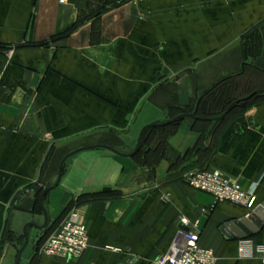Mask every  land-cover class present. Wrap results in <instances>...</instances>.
<instances>
[{"label": "crops", "instance_id": "1", "mask_svg": "<svg viewBox=\"0 0 264 264\" xmlns=\"http://www.w3.org/2000/svg\"><path fill=\"white\" fill-rule=\"evenodd\" d=\"M244 68L262 90L264 0H0V264H16L24 227L43 224L39 197L66 155L134 148L143 127L193 114ZM202 125L155 129L159 149L131 158L103 149L68 158L43 206L53 228L79 210L88 248L75 260L45 257L29 226L21 264H151L185 229L215 264H264V229L245 239L247 257L237 251L242 239L222 231L248 210L181 182L190 169L215 167L244 189L256 186L259 206L264 101L234 110L223 126Z\"/></svg>", "mask_w": 264, "mask_h": 264}, {"label": "built area", "instance_id": "2", "mask_svg": "<svg viewBox=\"0 0 264 264\" xmlns=\"http://www.w3.org/2000/svg\"><path fill=\"white\" fill-rule=\"evenodd\" d=\"M181 182L189 188L212 196L216 202L237 205L249 212L256 205V186L244 189L240 182L231 180L215 167L190 169L183 174ZM180 223L188 226L184 218H180ZM197 224L195 222L194 227H197ZM88 245L89 238L83 215L75 209L45 239L41 254L45 257L75 260L86 251ZM250 245L242 239L237 249L240 257L251 256ZM257 249L264 254V244ZM215 261L212 250L200 245L199 235L189 229L179 231L168 251L151 264H215ZM262 262L264 263V258Z\"/></svg>", "mask_w": 264, "mask_h": 264}, {"label": "water", "instance_id": "3", "mask_svg": "<svg viewBox=\"0 0 264 264\" xmlns=\"http://www.w3.org/2000/svg\"><path fill=\"white\" fill-rule=\"evenodd\" d=\"M257 93H264V89L263 90H258L253 92L251 95L248 96V99L251 98L253 95L257 94ZM238 102H234L232 104L229 105V107L226 109V111L218 118H202V117H198L195 114H185V115H179L171 120H168L164 123L161 124H150L147 125L145 127L142 128V130L139 133L138 139H137V144L134 148V150L129 153V154H124L121 153L120 151L116 150L115 148L106 146V145H96V146H88V147H83L80 149H77L73 152H71L70 154L66 155L60 162L59 165V169H58V174H57V178L55 183L44 189L42 191V193L40 194L39 197V205L42 211V215L44 218V222L42 225H36V224H28L24 227L23 232H24V244L23 246L20 248V250L18 251L17 257H16V264H21L22 263V253L24 252V250L27 247L29 238L26 234V228L31 226L34 227L37 231L40 232V234H38L37 236H35L34 238V243L37 244L39 240H41L42 235L50 229L51 227V223H49V219H48V215L47 212L43 206V198L45 197V195L50 192L51 190H53L54 188H56L61 180V176H62V168L64 163L66 162V160L68 158H70L71 156L78 154L80 152H84V151H88V150H93V149H103L106 151H109L117 156L120 157H126V158H131L133 156H135L140 150H141V146H142V135L144 133L145 130L147 129H151V128H163V127H167L169 125H172L174 123H177L178 121L181 120H192V121H206V122H216V121H220L223 120L227 114L231 111V109L237 104ZM144 150V149H143ZM257 200V199H256ZM264 229V201L257 206L255 209H253L250 213L246 214L245 217L239 219V220H235L231 223H228L224 226V228L222 229L223 233L231 240H235L236 238L238 239H246L249 237H253L254 235H257L261 232V230ZM185 231H187V229H185ZM30 261H27V264ZM121 264H133V259L131 257L126 258Z\"/></svg>", "mask_w": 264, "mask_h": 264}, {"label": "trees", "instance_id": "4", "mask_svg": "<svg viewBox=\"0 0 264 264\" xmlns=\"http://www.w3.org/2000/svg\"><path fill=\"white\" fill-rule=\"evenodd\" d=\"M246 72L247 71H245V68H244V72L241 73L240 75L233 76L231 78L226 79L225 81L221 82L220 84L214 86L206 94H204L202 96L201 100L199 101L198 107H197V109L195 111V115L204 106L203 107V111L204 112L201 115H199L198 117L214 118L213 117V111L218 110V107L221 104L222 105L225 104V105H227V107L225 108L224 111H222L219 114V117H220L226 111V109L229 107L230 104H232L234 102H238L231 109V111L227 114V116L223 120L215 122L217 124V126H221V125L224 124L225 120L231 115V112H233L234 110H238V109L239 110H244V109L248 108L249 106H251L252 104H255L256 102H253V101L256 99V97L259 96V95H262V94L264 95V93H257V94L253 95L251 98L248 99V96L251 95L254 91H256L255 88H254L255 87L254 83H252V82H255L253 80H258V79L257 78H252L251 76L250 77L246 76ZM222 86H225V87H222ZM261 89L263 90L264 88H261ZM214 109H216V110H214ZM194 122H196V123L197 122H201L203 124L212 123V122H206V121H194ZM174 124L169 125V126H173ZM165 128L166 127H163V128H151V129L145 130L143 135H142V143L145 141L147 135L150 136L153 132H155V129L163 130ZM160 132H162V131H160ZM143 149L145 150L146 148H144V147L142 148V146H141V150L140 151H143ZM49 223H51V221ZM51 230H53V223H51L50 229L47 230L42 235L41 240H39L38 243L35 244V245L39 246L41 243H43L45 241V239L49 236V235H47L48 234L47 232H50Z\"/></svg>", "mask_w": 264, "mask_h": 264}, {"label": "rangeland", "instance_id": "5", "mask_svg": "<svg viewBox=\"0 0 264 264\" xmlns=\"http://www.w3.org/2000/svg\"><path fill=\"white\" fill-rule=\"evenodd\" d=\"M260 101H264V95L262 94V95H259V96H257L256 97V99L253 101V102H260ZM204 107V106H203ZM203 107L200 109V111L196 114L197 116H199V115H201L204 111H203ZM227 107V105H220L219 107H218V110H216V109H214V110H216V111H213V117L214 118H217V117H219V114L222 112V111H224L225 110V108ZM193 114H195V112L193 113ZM192 114V115H193ZM206 125H208V124H205V125H202L201 127L202 128H204V127H206ZM217 126V125H216ZM221 126H223V125H221ZM214 136H215V132H214ZM164 137L163 136H160V135H158L157 137L156 136H146V139H145V141L142 143V148L144 147V148H148V147H154V148H156V149H158L159 148V146H160V140H162ZM211 141H213V137H212V140ZM211 144V143H210ZM135 148V147H134ZM134 148H131V149H129V148H127V147H120V148H116V149H118L119 151H123L124 153H127V154H129V153H131L133 150H134ZM142 151H140L139 153H141ZM142 154V153H141ZM137 165L140 167V169H142V167L143 166H145L144 164H139V162L137 163ZM154 165H156L157 166V163L156 164H147L145 167H147V168H149V169H151V168H153L152 166H154ZM200 167H205V166H200ZM143 170V169H142ZM251 212V211H250ZM59 223L60 222H54V228H53V230H55V228L57 227V225H59ZM22 243V239L21 238H19L18 239V241H17V245H20ZM18 247V246H17Z\"/></svg>", "mask_w": 264, "mask_h": 264}]
</instances>
